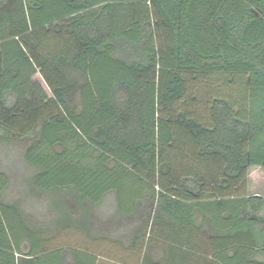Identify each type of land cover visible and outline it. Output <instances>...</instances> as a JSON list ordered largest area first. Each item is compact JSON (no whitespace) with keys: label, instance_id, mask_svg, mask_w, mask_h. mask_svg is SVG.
Listing matches in <instances>:
<instances>
[{"label":"trees","instance_id":"1","mask_svg":"<svg viewBox=\"0 0 264 264\" xmlns=\"http://www.w3.org/2000/svg\"><path fill=\"white\" fill-rule=\"evenodd\" d=\"M254 167L264 0H0V264H42L59 233L117 211L146 212L134 251L153 232L193 254L200 239L209 264H264Z\"/></svg>","mask_w":264,"mask_h":264},{"label":"rangeland","instance_id":"2","mask_svg":"<svg viewBox=\"0 0 264 264\" xmlns=\"http://www.w3.org/2000/svg\"><path fill=\"white\" fill-rule=\"evenodd\" d=\"M28 145L29 141L24 140L20 143H16L14 147L21 149ZM16 177L18 176H14L13 178ZM248 193L250 195L260 194L264 196V171L258 167L250 169ZM138 208L137 205V209ZM116 214H118L117 218L111 217L108 219L98 214L95 217L96 220H94L95 224H93V227L88 231V237L84 232L77 229L71 230V232H61L57 235L56 239L50 243V246L55 248L56 246L67 245L70 247L82 248L81 250L83 251H94L100 256L98 264H107L109 261L111 264H142V258L145 255L153 257L159 253L163 254L164 251H166L167 247H165V243L162 241L163 236L159 237L157 235L156 237V234L152 232V243L148 245V234L147 238L145 237L142 239L141 246L137 249L136 255L134 256L133 252L135 251L133 246L136 243L134 233L138 232V227L134 224V220L139 218L140 221H143L146 212L136 211L132 214H125L117 211ZM259 215L264 216V210ZM39 222L43 223L42 219H40ZM30 224L35 226L36 223L31 222ZM150 229L151 227L148 228V232H150ZM190 240L192 243H195V250H198L196 251L198 254L191 253L192 250L186 246L183 252L190 254L185 256L187 259L184 261V264H209L211 259L207 254H203V242L197 238H191ZM56 258L60 260L62 264H65V261L71 262L76 257L72 249H67L59 256L52 257L50 261H53V259L55 261ZM180 258L181 257L177 256L173 261L180 264Z\"/></svg>","mask_w":264,"mask_h":264},{"label":"crops","instance_id":"3","mask_svg":"<svg viewBox=\"0 0 264 264\" xmlns=\"http://www.w3.org/2000/svg\"><path fill=\"white\" fill-rule=\"evenodd\" d=\"M185 242H186V240H185ZM205 245H206V243H203V246H205ZM27 247L28 246L26 245V249H25L26 251H28ZM63 247H64V245L56 246L54 249H51L50 252H48L47 254H42L41 255V259H43L42 264H59V261L57 258L55 259V263L51 262L50 259L54 256H59V251ZM165 247H167L166 253H167L169 259L173 258V260H174V259H176L177 256L178 257H181V256L185 257L186 255L190 254V253L187 254L186 252L185 253L183 252V249L186 247V243L182 244V245H176V244L172 243V241L168 240L165 242ZM136 252H137V250H135V252H133L134 256L136 255ZM191 253H193V252H191ZM88 254H89L88 256H83V257L84 258L87 257V259H89L90 261H94L95 264H98V260H99L100 256H98L97 253L94 251L93 252L89 251ZM163 254L159 253L158 255L161 257ZM16 257H17L19 264H37L38 263L37 259L34 257H23L22 258V257H19L18 254H16ZM142 260H143V258H142ZM107 264H111L110 261L107 262ZM169 264H172V263L169 262Z\"/></svg>","mask_w":264,"mask_h":264}]
</instances>
